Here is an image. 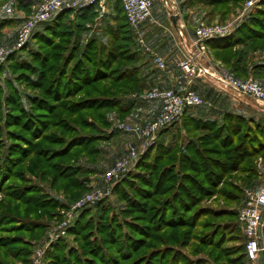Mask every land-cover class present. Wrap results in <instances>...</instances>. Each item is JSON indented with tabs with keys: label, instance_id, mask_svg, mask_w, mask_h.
Wrapping results in <instances>:
<instances>
[{
	"label": "trees",
	"instance_id": "16d2710c",
	"mask_svg": "<svg viewBox=\"0 0 264 264\" xmlns=\"http://www.w3.org/2000/svg\"><path fill=\"white\" fill-rule=\"evenodd\" d=\"M238 1L207 0V3L214 9ZM115 3L120 7L123 19L116 31L106 33L107 43L96 38L82 39L88 24L97 16L96 6L77 12L65 11L40 26L42 29L39 31L35 30L32 37L38 42V48L29 54L28 62L20 63L24 67L20 69V74L14 76V80L3 79L6 69L15 70L16 65H11V59L7 60L10 63L8 66H0V101L3 97L7 106L10 117L7 122L13 120L11 127L18 128L17 131L7 132L13 142L0 158V183L4 185L10 180L25 183L22 186L9 184L6 188L0 187V194L4 197L0 203V221L18 219V223L21 222L19 231L26 235L43 231L40 219L51 218L52 211L64 206L60 200L46 196L30 179L40 180L49 173L51 189L58 188L65 196L70 194L69 201L79 198L88 188L89 176L98 171L97 161L101 156L98 124L109 126L107 117L112 111L124 117L127 112L124 100L144 88L139 78V55L133 34L121 4L117 0ZM72 12L78 21L76 30L67 28L65 23ZM261 13L260 17H250L233 35L205 43L213 59L238 78L245 79L248 76L249 54L264 48V11ZM251 69L258 71L256 76L264 74V64L253 65ZM19 76L38 93H24L23 100L14 84ZM186 112L181 119V129L186 134L194 135L185 144L184 153L176 147H154L149 153L150 163L146 164L144 160L139 165L150 173L149 179H144L143 175L137 178L144 186L135 191L141 201L123 198L130 206L126 211L138 213L148 223L147 226H130L131 231L140 234L141 238H133L129 234L123 236L130 249H134L137 242L143 244V237L149 232L163 234L156 238L158 244H162L161 239H165L162 240L165 244L175 243L181 228L187 229L182 234L184 236L197 228V220L208 215L207 208L197 205L207 199L210 192L218 191L221 186L226 191L240 192V186L234 181L250 186L252 180L257 178L254 161L261 159L264 163V125L229 113L222 116L221 122L200 121L187 116ZM49 128L60 129L71 136L66 140L62 136L49 137L46 134ZM47 143L60 146L51 150L45 147ZM26 161L28 165L24 166ZM80 162L86 165L85 169L80 166ZM20 166L24 169L20 170ZM25 174L30 175V179ZM123 186H127L125 179H121L112 192L119 194L117 191ZM103 206L100 203L97 208ZM195 206L197 208L194 209ZM214 213H221L220 216L228 214L224 211ZM87 222L79 216L77 225L83 233L80 242L88 243L91 246L90 255L101 262L103 253L106 256L108 252L99 248L102 241L98 244L92 235L87 237L92 233ZM144 227L146 230L149 227L153 229L145 234ZM74 230L71 234L77 236ZM101 230H106L109 240L99 239L103 240L102 245L105 243L109 246L115 242V232L120 229L117 223L112 224L110 221L106 225L100 222L96 230L99 236L104 235ZM197 237L202 246L216 251L221 249L218 243L222 234L212 230ZM13 240L16 242L7 247L27 246L21 236ZM4 247L1 246L2 249ZM52 249L57 250V247ZM241 249L245 255L244 236ZM56 253L54 257H49L51 262L59 257ZM176 255L169 246H165L152 250L145 262L138 263L181 264L182 259L177 260ZM72 256L71 251L70 258L66 257L63 264L81 263L79 257L71 259ZM227 257L225 251L220 250L214 262L236 263L235 258ZM89 261L88 264H93L92 260ZM191 264H198V261Z\"/></svg>",
	"mask_w": 264,
	"mask_h": 264
},
{
	"label": "rangeland",
	"instance_id": "374dc122",
	"mask_svg": "<svg viewBox=\"0 0 264 264\" xmlns=\"http://www.w3.org/2000/svg\"><path fill=\"white\" fill-rule=\"evenodd\" d=\"M19 0H10L8 1V5H4V9L0 10L2 12H15V4ZM177 8L180 9L183 7V5L192 8L194 11H201L202 15L206 13V20L207 22H204V25H227L231 24V29L229 33L225 34L223 37L218 38L222 39L227 36L233 35L238 28H240L244 23H246L250 17H260L261 11H264V0H254L253 5L246 9V4L249 0H239L238 2H232L227 7H215L212 9L208 3L207 0H175ZM120 7L115 3H110L108 5V2L106 3V9L105 13L102 17H99V13H97V16L94 18L92 22L88 24V27L86 28V31L82 35V39L84 40H90V39H99L103 41L104 43L108 42L107 32H114L117 29L118 24L122 21V13L119 9ZM246 9V10H245ZM82 10V9H80ZM211 15L209 14L210 11ZM79 11V10H78ZM65 12V11H63ZM77 12V11H76ZM98 12V9H97ZM62 13V12H60ZM59 13V14H60ZM1 14V13H0ZM3 15V14H1ZM58 15V14H57ZM203 15V16H204ZM29 17V16H28ZM26 17V18H28ZM22 18L20 15L12 16V20L9 19H2L0 20V27L6 28V33L10 36L13 32H18V29L21 25V23L26 19ZM76 17L74 15V12H72L66 19L65 23L67 28L76 30V24H77ZM85 28V27H84ZM42 28H38V31ZM37 31V30H36ZM34 31V32H36ZM17 32H16V40L15 43L10 45L8 49L13 50L7 57L6 61L2 66L10 64L7 60L11 59L12 64H15V70L6 69V73L4 75L3 79H10L14 80V76L16 74H20L22 72L20 69L24 67V64H20L21 62H28L30 60L29 54L36 50L38 48V42L34 39V37H30L28 42H26L24 45H22L20 48L15 49L16 41H17ZM75 32V31H74ZM256 64H264V48L255 52H252L248 56V76L246 78H251L255 82H257L260 86L263 87L264 81V74H260L259 76H256L258 74L256 71L251 69V66ZM10 65V67H11ZM207 69H210L209 66L206 67ZM214 69V68H213ZM217 70L220 72H229L234 75L230 70L226 69L224 66L219 65L217 67ZM235 76V75H234ZM236 77V76H235ZM238 78V77H236ZM245 78V79H246ZM18 81L14 82L18 92L24 99V93H35L37 94V90H32L31 87L28 86V83H26L21 76L17 77ZM16 79V80H17ZM242 79V78H239ZM140 94V93H139ZM1 108H0V158L6 154L8 148V145L11 144L10 136L7 132L8 130H18L16 127H11L12 123L14 121H9L10 117L8 114L7 106L5 104V101L3 97L1 98ZM140 102V101H139ZM24 104V103H23ZM14 111H11L13 113ZM116 113L114 111L109 112ZM108 113V119H110V114ZM15 114V113H13ZM61 117V116H60ZM245 118V117H244ZM245 120H249L248 118H245ZM250 121V120H249ZM221 122V120H220ZM110 123V122H109ZM179 123V122H178ZM120 124H125L128 126H132L136 129H140L135 127L133 123H127V122H119L118 124H115V126H112L109 124V126L103 127L99 125V147L101 150V156L99 157L98 163V171L96 174L89 176V184L87 190H85L83 193H81L80 197L77 199H73V201H69L71 198L70 194L65 196L60 189L58 188H50V174L46 173L43 179H30V175H26L31 182L36 185L46 196L56 198L60 200L64 206L60 208H56L51 218L42 217L40 219L41 224H43V231L29 234H24L19 231V221L18 219H3L0 221V264H63V261L66 260L68 257L71 256V251L73 256L71 259L76 257H79V260L81 263L79 264H88L90 262L89 260H92L91 262L93 264H132L133 261L136 260V263L139 264L141 261L145 262L147 259V256L152 252V250H155L157 248L162 249L165 246H169L170 249L177 253L176 257L181 260V264H191L198 261V264H221L215 263L214 259L220 255V250H224L227 258H235L234 261H236L235 264H250L249 259L244 255L242 252V244H243V233L237 224L236 220V213L238 210L243 206L244 201V194L247 190L254 189L264 178V163L261 159H256L254 161V164L256 166L257 171V178L255 180H252V184L250 186H245L241 184L242 182H236L240 186V192H232L230 190L226 191L223 186L218 188V191H212L209 193L208 198L201 201L197 206H203L207 208V216L202 217L199 220H197V228L193 229L191 232L186 233V235L182 236L183 233L186 232V228H181L179 233L176 236V242L174 243H163L161 239L162 244H158L157 237H162L163 234L155 233V232H149L146 230L147 228L144 227L143 233H148L147 236H144L143 244L140 242H137L134 244V249H130V245H128V242L124 239V235L126 236L129 234L133 238H141L140 234L134 233L131 231L130 226H147V219H144L138 215V213H135L133 211H126L130 206L127 201H125L123 198L128 197V201L132 200L131 198L137 199L139 202L141 201L137 197L136 189L143 188L144 186L142 183L137 179L140 175H143L144 179L150 178V173L148 170L145 171L144 168L139 167L142 161L145 160L147 162L146 164H149L151 161L150 151L156 147L157 145H162L164 147L168 148H180V152L184 153L185 151V144L188 142L189 137L193 136L194 134H186L185 131H183L182 135H178L173 137L172 141L173 143L168 142V138H166L167 134H165L167 131L170 130L171 127L167 128L166 130H163L160 132L156 140L147 147L144 151L140 149V155L136 161L132 163L126 174L123 176L122 179H125L127 182L126 187H121L120 190L117 191L119 194L111 193L110 197L101 200L100 202L93 204V205H86L78 210H72V206L78 202L85 194L93 191L96 188H99L103 185V174L105 171L116 161V159L119 157V153L123 152L125 153L126 147L128 144H135L134 138H127L126 133L122 132L121 130L117 129L116 127ZM86 133L88 132L85 130ZM47 136H62L65 140L71 135L63 133L60 129L56 128H49L46 131ZM164 134V135H163ZM171 141V142H172ZM125 145L123 147V151L121 150L122 145ZM60 146L59 144H45V147L50 148L51 150L54 148H58ZM33 158V157H32ZM56 162V161H55ZM36 163V161H35ZM96 163V164H97ZM24 164V163H23ZM21 164V165H23ZM83 169H85L86 165L84 163H79ZM28 165V161L25 162L24 166ZM36 165V164H34ZM94 166V164H93ZM41 170H43L41 167H37ZM20 170H23L24 168L20 166ZM52 173V172H51ZM29 182V181H27ZM118 183V182H117ZM116 183V184H117ZM9 184L15 185V186H22L23 182H19L17 180H10L9 182H6L4 185L3 183H0V187L9 186ZM115 184V185H116ZM114 185V186H115ZM113 186V188H114ZM120 193H123L120 195ZM4 197L3 194H0V203L3 201ZM231 200V201H230ZM103 204L104 206L100 209L97 208L98 204ZM151 205V204H150ZM197 208L196 206L194 209ZM215 212L218 211H224L227 212V215L220 216L221 213L215 214ZM233 213V215H232ZM82 216V219L88 220V226L91 228L92 233H90L87 237L91 236L97 240L98 244L101 245L99 248L102 250H106L108 252V255H104L103 253L100 260L97 259V257L91 256V246H88V243H81L80 238L82 237L83 233L80 232V228H78L77 222L79 216ZM215 215V216H213ZM232 215V216H231ZM139 216V217H138ZM112 222V224L117 223V226L119 227V231L115 232V242L112 245H102L103 240H100L102 238H106L109 240V235H107L106 230H101L104 235L99 236L98 230L100 222H104V224H108L109 222ZM14 222V223H12ZM23 222V221H22ZM84 222V221H83ZM26 223V222H23ZM86 223V224H87ZM65 224V229L63 228V225ZM135 224V225H134ZM27 224L25 225V227ZM29 228V227H28ZM63 228V229H62ZM98 228V229H97ZM103 229L106 227H102ZM146 228V229H145ZM76 229V231L74 230ZM138 229V227H137ZM61 230H65L64 234H60ZM73 230L75 234H78L75 236L73 233ZM79 230V231H77ZM216 231L218 234H222V237L219 240V246H221V249L216 251L215 249H210L208 247L202 246L197 236L203 235L206 232L210 231ZM70 232V233H69ZM122 234V237H120V233ZM24 234V235H23ZM174 234V233H173ZM172 234V235H173ZM21 236V239L23 243H25L27 246H21V245H14L12 247H7L8 244L16 242L13 240L14 237ZM107 236V237H106ZM92 237L90 239H92ZM117 237V238H116ZM146 237V238H145ZM100 238V239H99ZM173 238V237H172ZM219 236L214 239V242L218 240ZM114 241V240H113ZM127 244V245H126ZM5 245L4 249L1 248V246ZM21 246V247H20ZM126 246V247H125ZM54 247H57V250L52 249ZM57 251V255L59 256L56 260L53 258V262H51L49 257H54L53 255ZM86 254V255H85ZM97 255V253H95ZM68 255V256H67ZM19 256V257H18ZM67 257V258H66ZM88 260V261H87ZM226 261L227 259H223ZM139 262V263H138ZM78 264V263H77Z\"/></svg>",
	"mask_w": 264,
	"mask_h": 264
},
{
	"label": "built area",
	"instance_id": "2783aa9c",
	"mask_svg": "<svg viewBox=\"0 0 264 264\" xmlns=\"http://www.w3.org/2000/svg\"><path fill=\"white\" fill-rule=\"evenodd\" d=\"M117 1L121 4L130 27L140 28L154 22L151 8L155 0ZM159 1L165 8L169 18L178 16L179 19L175 0ZM106 3L107 0H37L35 11L21 23L18 29L15 49L28 42L36 29L49 22L60 12H75L89 6H96L99 17H102L105 13ZM253 3L254 0H249L246 9H249ZM231 27V24L225 26L219 24L200 25L194 30L193 37L184 38L180 35V44L184 55L178 63V67L183 73V80L178 82L176 89L163 90L153 87L140 94L133 95L134 99L142 102H159L161 106L159 113L140 129L125 124L116 127L126 134H131L135 144H128L125 153L105 171L103 185L85 194L71 207L72 210L96 204L110 197L113 186L123 178L132 163L138 159L140 149L144 151L156 140L160 132L181 121L186 110L204 104L202 98L191 89L194 80L201 79L213 86L226 87L237 95L250 99L259 107H264V89L251 78L239 79L229 72L219 73L215 69L202 68L199 65L200 60H209L205 43L223 37L229 33ZM137 42L151 56L156 68L163 71L165 63L162 57L155 54L150 48L145 47L142 38H138ZM12 51L0 47V66L4 64ZM237 222L245 238V256L249 259L250 264H264V178L255 189L245 192L243 206L237 212ZM64 231L61 230L60 234H64Z\"/></svg>",
	"mask_w": 264,
	"mask_h": 264
},
{
	"label": "crops",
	"instance_id": "0c3cea01",
	"mask_svg": "<svg viewBox=\"0 0 264 264\" xmlns=\"http://www.w3.org/2000/svg\"><path fill=\"white\" fill-rule=\"evenodd\" d=\"M10 0H0V10L4 9V5H8ZM15 1V0H14ZM116 0H107L108 5ZM37 0H19L15 4V12L0 11V20H12V16L20 15L22 18L30 16L36 9ZM5 10V9H4ZM151 13L154 22L146 24L140 28H132L129 26L133 34L136 51L139 59L137 67L139 68V78L144 84L143 90L138 93L131 94L124 100V108L127 110L124 117H119L114 113L110 114L109 122L112 126L119 122L133 123L135 127L141 128L147 122L153 120L160 111V103L156 101L142 102L133 98V95L139 94L153 87L163 90L176 89L178 82L183 80V73L178 67V63L183 58V50L181 47L180 35L191 38L194 30L200 25H204L206 13L203 16L201 11H194L192 8L183 5L178 9L179 19L175 28L171 23V18L159 0H155ZM17 32V30H16ZM16 32L10 36L6 33V28L0 27V47L9 48L13 46L16 40ZM138 38H142L145 47L150 48L155 54L162 57L165 63V69L159 70L154 65L151 56L145 52L144 47L137 42ZM209 60L202 59L199 62L200 67L217 69L221 65L213 59L212 53L208 50ZM263 86H264V81ZM191 89L196 92L203 100L204 104L199 107L190 108L186 114L189 117L200 121H216L220 122L222 116L226 113L248 118L253 123L264 125V107H259L253 101L243 96L237 95L235 92L223 86H213L207 81L196 79L191 84ZM181 122L176 123L165 134L168 142L173 143V137L183 134ZM127 138H132L131 134H125ZM164 135V134H163ZM172 141V142H171ZM123 144L121 150L123 151ZM119 153L118 160L123 154ZM261 183V182H260ZM259 183V184H260ZM258 184V185H259ZM257 185V186H258ZM256 186V187H257ZM255 187V188H256ZM254 188V189H255Z\"/></svg>",
	"mask_w": 264,
	"mask_h": 264
},
{
	"label": "water",
	"instance_id": "95a60500",
	"mask_svg": "<svg viewBox=\"0 0 264 264\" xmlns=\"http://www.w3.org/2000/svg\"><path fill=\"white\" fill-rule=\"evenodd\" d=\"M170 20H171L172 25L176 28L178 25V16H173L171 17Z\"/></svg>",
	"mask_w": 264,
	"mask_h": 264
}]
</instances>
